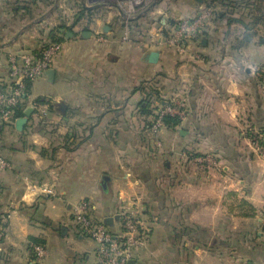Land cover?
<instances>
[{
	"label": "crops",
	"instance_id": "crops-1",
	"mask_svg": "<svg viewBox=\"0 0 264 264\" xmlns=\"http://www.w3.org/2000/svg\"><path fill=\"white\" fill-rule=\"evenodd\" d=\"M28 5L42 0H0V83L11 56L56 40L63 49L54 76L30 85L52 102L46 117L33 111L23 127L0 128V156L12 164L0 167V264H94L98 244L74 220L83 200L114 232L121 207L139 206L149 238L135 264H264V153L249 132L264 131V0H161L131 21L92 10L59 19L54 9L58 21L46 29L35 18L39 36L27 43ZM209 6L217 15L191 45L203 60L153 44L173 16ZM181 90L187 119L154 134L147 91L157 105ZM207 155L216 168L195 159ZM32 239L47 251L37 263Z\"/></svg>",
	"mask_w": 264,
	"mask_h": 264
},
{
	"label": "built area",
	"instance_id": "built-area-1",
	"mask_svg": "<svg viewBox=\"0 0 264 264\" xmlns=\"http://www.w3.org/2000/svg\"><path fill=\"white\" fill-rule=\"evenodd\" d=\"M103 1V0H101ZM111 2L118 12L131 21L151 10L156 0H104ZM216 6H209L193 16H173V28L168 34L165 30H159L160 36L152 41L155 46H164L177 50L180 54H190L194 60H203L195 52H192V43L207 30L215 18ZM126 37L131 33L128 26L125 28ZM100 40H104L100 37ZM144 45L146 42H142ZM63 49L60 42L44 44L36 52H29L21 56L9 58V75L6 84L0 83V127L16 125L21 120L16 114L21 106L27 102V108L32 107L38 113H45L46 107L42 106L37 98H33L28 90V84L45 78L47 72L52 69L56 59ZM261 73L259 74V76ZM156 103V102H155ZM154 103V104H155ZM153 104V105H154ZM154 134H158L166 127V118L175 117L181 122L188 116V98L184 92L178 91L164 98L161 103L152 106ZM252 141L256 148L264 153V131L254 130ZM197 162L205 164L208 169L216 168L218 160L211 155L196 157ZM0 167L10 170L11 165L0 158ZM43 194L55 196L51 187H38ZM90 202L83 200L74 207V220L80 231L86 237L98 244V258L94 264H129L134 260L136 253L144 250L148 244L149 233L142 227L141 210L139 206H122L118 213L120 228L111 231L105 221H99L91 213ZM264 228V210L260 213ZM36 255L35 263L41 261L47 251L44 246L34 247Z\"/></svg>",
	"mask_w": 264,
	"mask_h": 264
},
{
	"label": "rangeland",
	"instance_id": "rangeland-1",
	"mask_svg": "<svg viewBox=\"0 0 264 264\" xmlns=\"http://www.w3.org/2000/svg\"><path fill=\"white\" fill-rule=\"evenodd\" d=\"M29 1L31 2L33 0H29ZM37 1H39V0H37ZM159 1H161V0H156L155 3H158ZM112 5H114V4H112L111 2H108V1H104V0L103 1H101V0H67V1L66 0H42V7H40V8H37V6H36V8H34V6L28 5V8H26L24 13L22 11L20 12V14L22 16L27 15V17H28V21L24 25L28 26L27 36H29V39H27L26 41L23 40L22 43L24 41L28 43L30 41V39L32 40L33 36H35V35L39 36L38 30L35 28L36 25H35V23H33V20L35 18H40L37 20H40L41 24L40 23H38V24H40V26L42 28V22H41L42 17H46L47 23H45L43 26L46 29H48L50 27L49 24H51L52 22L54 24L56 21H58V19L56 21H54L49 16L51 14V11L54 9H55V11H57L55 15L59 19H63L65 16H66V18H68V17H70L68 14H70L71 19L75 20L76 15L83 14V16L85 15V17H86V14H88V12H90L89 15H91V12L94 11V12H96L95 18L103 19V22H105L109 19V13L111 11H114L113 14H116L117 17H119V18L122 17V15L118 12V10ZM22 6H24V5H22ZM50 8H53V9H50ZM87 19L90 20L92 18L87 16V18H84V21L87 22L88 21ZM84 23H83V25H84ZM113 24L116 25V23H113ZM11 30H12L11 31L12 35L10 38H12L13 36L14 37L17 36V34L20 32V28H13ZM120 30H121V28L118 27L117 32H119ZM123 30H125V28ZM37 93H42V85H40V86L37 85L34 88L33 94L35 95ZM31 96L33 97L32 94H31ZM33 98H36V97H33Z\"/></svg>",
	"mask_w": 264,
	"mask_h": 264
},
{
	"label": "trees",
	"instance_id": "trees-1",
	"mask_svg": "<svg viewBox=\"0 0 264 264\" xmlns=\"http://www.w3.org/2000/svg\"><path fill=\"white\" fill-rule=\"evenodd\" d=\"M35 1H37V0H33V1H31V3H34ZM30 10V9H29ZM56 42H59L58 40H56ZM54 43H55V41H54ZM30 85H31V83H29L28 84V90H29V92H30ZM152 93H149L148 91H147V100H146V102L148 101V100H150V98H151V95ZM158 99H160L159 98V96H157V101H159ZM163 100V99H162ZM161 100V101H162ZM37 101L42 105V106H44V107H46V111L47 110H51V108H52V102L49 100V99H47V98H44V97H39V98H37ZM144 103L145 105H146V108L148 109V112L149 113H151L150 115L153 117V108H152V105H153V102L151 103L150 101H148L147 103ZM161 103V102H160ZM28 104H27V102L26 103H24L22 106H21V108L18 110V112H17V114H16V118H20V119H22V118H25L26 117V109H27V106ZM42 116H44V117H46V112L45 113H43L42 114ZM182 122L178 119V118H175V117H167L166 118V126H168V127H177L178 125H180ZM151 124H152V127H153V122L151 121ZM11 126H16V125H11ZM8 127H10V126H8ZM151 127V128H152ZM0 128H4V127H0ZM0 158H2V159H4V160H6L7 162H9L10 163V165L12 166V164H11V162L9 161V160H7V159H5L4 157H2V156H0ZM5 170V169H4ZM32 241H33V243H34V246H32V248L33 247H35V246H37V245H40V246H43L42 244H44V242L42 241V240H37V239H32Z\"/></svg>",
	"mask_w": 264,
	"mask_h": 264
},
{
	"label": "water",
	"instance_id": "water-1",
	"mask_svg": "<svg viewBox=\"0 0 264 264\" xmlns=\"http://www.w3.org/2000/svg\"><path fill=\"white\" fill-rule=\"evenodd\" d=\"M88 34V33H87ZM68 35H72L71 33H69ZM84 35H86V33L84 34ZM88 35H90V34H88ZM159 57V53L158 52H152V54H151V56H150V59H151V62H154L157 58ZM48 78H52V76H54V71L53 70H49L48 72H47V75H46ZM34 111V109L32 108V107H30V108H28L27 110H26V116H30V114H31V112H33ZM26 122V119H21L19 122H18V124L21 126V127H23V125H24V123ZM105 181H108V178H105L104 179ZM103 186H104V188H106V186H107V184L104 182L103 183ZM106 222H108V220L106 221ZM136 262H135V260H132L129 264H135Z\"/></svg>",
	"mask_w": 264,
	"mask_h": 264
}]
</instances>
